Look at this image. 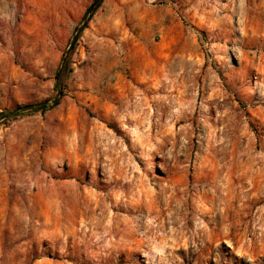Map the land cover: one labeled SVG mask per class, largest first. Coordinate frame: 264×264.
Segmentation results:
<instances>
[{
  "label": "rangeland",
  "instance_id": "1",
  "mask_svg": "<svg viewBox=\"0 0 264 264\" xmlns=\"http://www.w3.org/2000/svg\"><path fill=\"white\" fill-rule=\"evenodd\" d=\"M93 1L0 0V264H264V0Z\"/></svg>",
  "mask_w": 264,
  "mask_h": 264
},
{
  "label": "trees",
  "instance_id": "2",
  "mask_svg": "<svg viewBox=\"0 0 264 264\" xmlns=\"http://www.w3.org/2000/svg\"><path fill=\"white\" fill-rule=\"evenodd\" d=\"M96 2H97V0H94L91 3V5L85 10L84 15H83V19H82L83 27H84V24H86V22L90 19L91 15L94 11V5ZM60 76H61L60 72H58V70H56V72L54 73V78H55L54 87L55 88H58L60 85ZM57 104H58V100H53V101H51V103L49 101H44V102H41L38 104L23 105L21 107H16L14 109L5 110L3 113H0V118L4 122H6V121L14 119L19 113H21L23 111H29V110L30 111H47V110H50L51 108H53L54 106H56Z\"/></svg>",
  "mask_w": 264,
  "mask_h": 264
},
{
  "label": "water",
  "instance_id": "3",
  "mask_svg": "<svg viewBox=\"0 0 264 264\" xmlns=\"http://www.w3.org/2000/svg\"><path fill=\"white\" fill-rule=\"evenodd\" d=\"M100 1H101V0H97V2H96L95 5H94V8L99 4Z\"/></svg>",
  "mask_w": 264,
  "mask_h": 264
}]
</instances>
